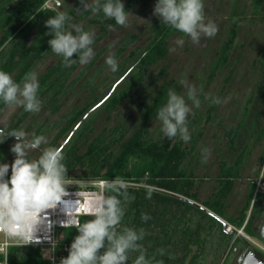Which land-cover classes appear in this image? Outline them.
Returning a JSON list of instances; mask_svg holds the SVG:
<instances>
[{
	"label": "trees",
	"instance_id": "obj_1",
	"mask_svg": "<svg viewBox=\"0 0 264 264\" xmlns=\"http://www.w3.org/2000/svg\"><path fill=\"white\" fill-rule=\"evenodd\" d=\"M45 1L10 0L7 7L11 8L5 13L0 25V69L9 73L16 69L17 76L14 80L17 82L25 72L33 71L38 62L50 58L55 60V63L47 69V73L38 78L40 85L38 95L42 99L40 110L29 113L18 107L19 110L9 122L10 125L4 127L7 130H21L23 126L28 127L33 123L34 130L31 132V138L32 134H42L50 145L61 148L68 177L95 180H110L116 177L123 180L126 191L132 198L127 202L122 223L133 227H142L145 230L146 235L140 243H142L146 255L152 256L156 249L164 248L163 256H155L156 260H163L164 264H217L216 262L225 255L228 248L237 244L238 240L241 239V242L248 243L241 236L235 237V232H228L226 223L237 227L245 224L244 230L249 234L256 235L252 225L253 216L257 214L259 200L253 203L248 215L256 181L251 188L247 202L236 215H226L223 203L235 180L242 176L244 157L248 153V146L238 154L232 165L228 164L227 157L220 160L215 184L204 198L200 196L201 179L196 176L194 168L190 166V160L196 151V162L200 160L199 157L202 153L198 149V143L204 137L203 125L212 120L216 121L214 118L218 116L215 114V109L220 103H210L201 116H188V129L191 136L188 142H183L178 137L162 138L160 133L155 134L151 129V123L155 119L157 108L165 102L167 91L175 86V84L166 83L156 93L154 99H150V102L140 106L139 112L143 114V123L138 131L130 134V125L120 120L108 133L88 145V140L96 129L93 120L102 114L109 116L117 110L121 102L129 98L145 81L151 66L167 55L169 36L184 34L177 32L167 24L160 23L155 17L152 32L148 35V43L144 50L139 53V47H136L130 52V57L134 59L133 64L124 69L114 83L89 105L84 106L78 103L70 111L59 114L63 96L69 94L81 77L79 75L67 84L72 71L80 63L77 61L68 67L64 66L62 58L49 48L47 41L51 35L48 28L22 55L23 58L20 62L16 65L13 62V56L25 44V39L32 34L33 27L50 14H56L53 9L43 8ZM151 1L126 0L123 5L128 12L137 3L147 6ZM82 7L78 1L74 8L71 7V10ZM82 17L87 18V25L82 26L83 30L90 32L93 27H97L102 29V34H105L107 24L116 25L112 19L103 17L100 12L93 14L83 10ZM68 25L69 22H66L65 27L70 30ZM228 33L229 37L220 45L218 55L209 71L208 82H212L215 78L219 62L223 56L226 57L234 45L237 37L235 23H232ZM102 34L93 39V44L102 37ZM138 37L139 33L129 35L112 55L118 59ZM105 49L96 53L83 71L88 70ZM73 58H75V54H73ZM123 63V60L118 62V69L123 66ZM105 67V63L102 64L95 76L87 79L76 92L90 88L99 71ZM232 71L233 69L229 72ZM62 88L64 92L60 93ZM96 89L97 87L90 89V93L95 92ZM203 97L202 95V99ZM252 98L253 95H249L242 104L247 110ZM4 106L0 103V113ZM45 108L50 110L44 116ZM84 115L85 118H82ZM245 119L246 115L239 116L236 124L230 125L228 129H223L222 137L226 142V153H230L235 147L237 136ZM220 120L222 123V119ZM76 123L77 127L71 129ZM54 130L57 131L50 138L49 134ZM60 138L66 139V141L61 143ZM14 140L13 137L5 138L0 143V152L9 149L15 142ZM43 146L41 145V147ZM255 150H257L255 177L262 173L264 181V128L255 140L250 151L251 156ZM30 155L32 157L35 154H29L28 157ZM205 178L210 179L209 175H206ZM146 191L151 192L150 199L145 198ZM258 198L264 199V192L260 193ZM141 212L148 213L150 219L142 222L140 220ZM89 218L88 215H82L80 222ZM213 221L221 224L222 234L219 233L220 226H217V223ZM63 231L64 235L60 238L56 249L55 264H58L60 257L67 255V248L77 234L74 227L64 228ZM220 246L223 247L224 253L219 251ZM169 253L171 258H169ZM134 255V253H130V256ZM8 263L52 264L44 258L37 245L12 246L9 250Z\"/></svg>",
	"mask_w": 264,
	"mask_h": 264
},
{
	"label": "clouds",
	"instance_id": "obj_2",
	"mask_svg": "<svg viewBox=\"0 0 264 264\" xmlns=\"http://www.w3.org/2000/svg\"><path fill=\"white\" fill-rule=\"evenodd\" d=\"M79 2L84 12H100L116 25L127 24L129 13L122 0ZM152 12L160 23L183 33L193 43H198L201 35L211 37L217 31L215 23L205 18L204 0H155ZM71 20L70 14L59 9L55 15L45 20L51 35L47 41L49 48L62 58L65 67L77 61L81 65L86 64L94 55V33L83 30L78 25H71L69 30L65 25ZM175 43L182 46L183 37ZM104 63L111 72H117V59L111 52L105 55ZM181 86L186 88L185 95L170 88L165 102L156 110L155 119L159 122L162 138L178 137L181 141L188 142L191 139L188 116L192 108L200 107L201 100L192 85L181 82ZM39 87L35 71L25 72L17 82L9 72L0 69V103L5 106L21 107L29 113L38 112L41 107ZM204 99L210 103H220L219 97H210L208 94H205ZM27 136L23 130L0 127V143L7 137L15 138V143L9 149L14 154L11 165L7 162L0 163V227L5 238L26 240L27 243L37 240L35 233L47 216L45 210L59 204L63 206L65 217L60 222L61 226L74 227L77 234L67 248V255L60 257L58 264H164L163 260L155 258L156 255L165 254L164 248L156 249L152 256L146 255L140 243L146 235L145 230L122 223L127 202L132 198L128 195L123 180L116 177L102 180L100 183L104 191L98 202L92 204L88 212L90 218L78 222L73 213L75 208L81 206L82 201H72L74 206L69 208V201L63 199L67 196L65 185L68 184V176L61 148L50 145L42 134H32L31 139ZM29 149H39V152L30 159ZM201 153L206 157L208 149L201 148ZM145 198H151L150 191L145 192ZM149 219L148 213L141 212L142 222ZM51 223L48 222L49 227ZM130 253L135 255L130 256Z\"/></svg>",
	"mask_w": 264,
	"mask_h": 264
},
{
	"label": "rangeland",
	"instance_id": "obj_3",
	"mask_svg": "<svg viewBox=\"0 0 264 264\" xmlns=\"http://www.w3.org/2000/svg\"><path fill=\"white\" fill-rule=\"evenodd\" d=\"M78 1L79 0H61L62 3L60 6L52 8L55 13L59 9L72 16V20L68 25L69 28H71V25H78L80 27L87 25V18L82 17L83 7L71 10V7L74 8ZM9 2L10 0H0V25L3 22L5 13L11 8L7 7ZM125 2L126 0H122V3ZM154 2L155 0H152L147 6L141 5V3L135 4L128 11L127 24L124 26H112L107 24L105 26L107 29L105 34H102V29L97 27L91 29V32L94 33L93 39L101 34L102 37L92 45L94 55L89 62L83 65L80 64L72 71L67 84L75 77L79 75H81V77L69 94L63 96L59 108L60 110L58 111L59 114L70 111L78 103L84 106L89 105L91 101L100 96L107 87L114 83L115 79L124 69H127L133 64L134 59L130 57V52L136 47H139V53L143 51L148 43V35L152 32L153 19L156 17L152 12ZM204 14L206 20H212L215 23L217 28L215 35L211 37L201 35L198 43H193L189 37L184 35L173 34L169 36V50L167 55L157 60L151 66L145 81L129 98L121 102L117 110L112 112L109 116H104L102 114L93 120L96 129L88 140V145L97 141L99 137L108 133L120 120L130 125V134L138 131L143 123V114L139 112L140 106L150 102V99H154L156 93L160 91L166 83L175 84L173 89L178 91L180 95H185L186 93V88L181 86V82H184L186 85H192L197 90L201 105L199 108H192L189 117H194L196 115L201 116L210 106V102L206 101L204 97L202 99V95L205 96V94H208L210 97H219L220 104L215 109V114L219 118L215 117L214 119L216 121L212 120L203 125L204 137L198 143V149L207 148L208 153L206 157L201 154L199 157L200 160L196 162V151L190 160V166L194 168L196 176L201 179V198H204L215 184V177L218 172L220 160L227 157L228 164L232 165L230 163L235 160L238 152L245 145V141L252 140L248 134L252 131L254 132L255 127L257 129L264 123V111L262 106L263 96L259 94V87L262 85V82L264 83V0H204ZM53 15L55 14H50L41 23L33 27L32 36H29L25 44L21 46L19 55H17L16 58L25 54L27 49L33 46L38 37L47 29L45 20ZM232 23L237 25V32L239 34L237 36L238 39L234 42L231 53L228 52L226 57L223 56L219 62L220 64L215 78L212 82H208L209 71L218 55L220 45L229 37L228 30ZM138 33L139 37L136 41L130 44L127 50L118 57L117 64L121 60H123L124 63L117 72H111L106 65L102 71H99L90 88L81 92H76L80 85L87 79L95 76L99 67L104 64L105 55L109 52L112 54L116 51L119 45L128 38L129 35ZM181 37L184 39V44L182 46H177L175 41ZM103 48L106 49L100 54L98 60L91 65L88 70L83 71L96 53ZM54 63L55 60H48V62H46L47 66L41 67L40 69H48ZM221 68L223 71H220ZM225 68L229 71L233 69V71L229 73ZM227 76L229 77L228 80H226ZM96 87V91L90 93V89ZM261 90L264 91V86ZM59 92L63 93L64 89H60ZM249 95H253L255 99L250 102L247 110L242 104ZM249 108L251 109V114ZM18 110L19 108L17 106H5L0 113V127L10 125L9 122L14 118ZM49 110L50 109L45 108L43 113L44 116ZM244 115H246V119L240 128V134L237 136L236 146L230 153H226V142L222 137V131L224 128L228 129L230 125L236 124L239 120V116ZM82 118H85V115ZM220 119H222V123ZM76 127L77 123L74 124L71 129H75ZM151 129L155 134L159 133V122L156 119L151 123ZM21 130L25 131L28 134L27 138L30 139L31 132L34 130L33 123L28 127L23 126ZM56 131L57 130H54L49 134L50 138ZM65 141L66 139L60 138L61 143ZM9 149H4L0 152V163L7 162L11 165L14 154L11 153ZM38 152L39 149H29L28 155L35 154L32 157L30 155V159L34 158ZM256 154L257 150H255V153H253L249 159V162L251 165H254L255 169H257L255 160ZM249 167L250 164L247 165L246 170H248ZM206 175H209V180L205 178ZM73 180L79 187H83L89 184L91 179L74 177ZM215 223H217V226H220L219 233L222 234L221 224L219 222ZM219 233L218 235L221 236ZM245 233L253 237L257 242L264 243L259 236L249 234L247 231H245ZM238 241L241 242V239ZM219 251L224 253L222 246H220ZM230 253L231 250L229 253L227 250L225 255L223 254L224 256L216 263L226 264L231 255Z\"/></svg>",
	"mask_w": 264,
	"mask_h": 264
},
{
	"label": "built area",
	"instance_id": "obj_4",
	"mask_svg": "<svg viewBox=\"0 0 264 264\" xmlns=\"http://www.w3.org/2000/svg\"><path fill=\"white\" fill-rule=\"evenodd\" d=\"M61 3V0H46L43 4V8L52 9L60 6ZM73 179V177L67 178L68 184L65 185L67 196L63 199L69 201V204L67 205L69 208L74 206L72 201L76 199L82 201L81 206L75 208L73 213L74 218L80 222V217L82 215H88L92 204L98 202V198L103 193L104 189L100 183L102 180L91 179L89 184L79 187L78 184L74 183ZM263 192L264 181L261 173L256 179L250 211L253 203L257 200L258 195ZM62 208L63 206L58 204L55 208L45 210L47 216L42 220V223L38 226L37 232L35 233L38 239L28 243L26 240H13L5 238L3 235V229L0 227V264H5V261L6 264H9V250L14 245H37L40 247L44 258L48 259L52 264H55L56 249L58 247L59 240L62 237V231L64 228H68V226L62 227L60 223L63 219H65ZM49 221L52 222L50 227L48 225ZM244 225L236 227L230 223H226V230L228 232H235V237H243L249 244L264 253V243L257 242L253 237L245 233ZM45 237H47V239Z\"/></svg>",
	"mask_w": 264,
	"mask_h": 264
},
{
	"label": "crops",
	"instance_id": "obj_5",
	"mask_svg": "<svg viewBox=\"0 0 264 264\" xmlns=\"http://www.w3.org/2000/svg\"><path fill=\"white\" fill-rule=\"evenodd\" d=\"M30 36H32V34ZM26 40H27V38L25 39V42H26ZM17 55H19V51H18V53H15V55L13 56L14 65H16L18 62H20L22 60V58H23V56H19L18 58H16ZM51 59L52 58H50L49 60H51ZM46 62H48L47 59L45 61L38 62L36 68L33 70V71H35L37 73L38 78L41 75H44V74L47 73V69H45V70L40 69L41 67L47 66ZM10 74H11L13 79H16L17 70L15 69ZM41 100L42 99H40V101ZM255 140L256 139L252 138V140L245 141V145L238 152V154H239V153H241V151L246 146L249 147L248 153L244 157V167L242 169V176L235 180L230 193L223 200V203H224V206H225L224 211H225L226 215L233 216V215H236L240 211V209L247 202V199L249 197V193L251 191V188H252L254 182L256 181V179L258 178V177H255V173H256L257 169H255L254 165H251V163L249 162V159L251 158V155H250L251 152L250 151H251V149L253 148V146L255 144ZM236 142H237V140H236ZM238 154H237V156H238ZM237 156H236V158H237ZM236 158L230 164H233L236 161ZM248 164H250V167H249L248 170H246ZM216 175H217V173H216ZM249 214H250V209L248 210V215Z\"/></svg>",
	"mask_w": 264,
	"mask_h": 264
},
{
	"label": "flooded vegetation",
	"instance_id": "obj_6",
	"mask_svg": "<svg viewBox=\"0 0 264 264\" xmlns=\"http://www.w3.org/2000/svg\"><path fill=\"white\" fill-rule=\"evenodd\" d=\"M238 35L239 34L237 32V36ZM237 39H238V37H236L235 41ZM229 53H231V50H230ZM225 69H227V68H225ZM220 71H223L222 68H221ZM226 78H229V77L227 76ZM263 86H264V83L262 82V85L259 87V91H260L259 94L260 95L262 94V96H263V98H262V106H263V111H264V91L261 90ZM254 99L255 98L253 97L252 100H254ZM249 111H250V114H251V109L250 108H249ZM255 115H256V112H255ZM263 128H264V123H262L261 126L258 127L257 129L255 127L254 128L255 131L254 132L252 131V132H250L248 134L249 137L250 138H256L258 136V134L261 133V131H262ZM257 200H259L260 202L258 203L257 214H255V216H253V225H252V227H253L254 233L257 236L260 237V233L263 231V226H264V199L257 198ZM230 250H231V253H230L231 255L229 256V259L226 262V264H242L243 263L242 257H243V255H245L250 250V247H248L247 242L242 241V242H239L237 244H234L233 246H231L230 248H228V253H229Z\"/></svg>",
	"mask_w": 264,
	"mask_h": 264
},
{
	"label": "water",
	"instance_id": "obj_7",
	"mask_svg": "<svg viewBox=\"0 0 264 264\" xmlns=\"http://www.w3.org/2000/svg\"><path fill=\"white\" fill-rule=\"evenodd\" d=\"M62 235H64V231H62ZM260 238L264 241V226L263 231L260 233ZM250 250L243 255V263L242 264H264V253L251 244L247 243Z\"/></svg>",
	"mask_w": 264,
	"mask_h": 264
}]
</instances>
